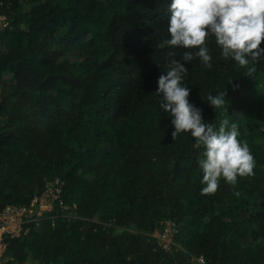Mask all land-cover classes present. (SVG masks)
Listing matches in <instances>:
<instances>
[{"label":"trees","instance_id":"trees-1","mask_svg":"<svg viewBox=\"0 0 264 264\" xmlns=\"http://www.w3.org/2000/svg\"><path fill=\"white\" fill-rule=\"evenodd\" d=\"M2 1L0 210L55 177L67 206L11 239L2 264H264V59L250 77L211 36V68L160 48L171 0ZM171 59L206 123L238 124L255 168L235 187L200 194L204 149L173 140L155 94ZM222 91L215 109L207 96ZM167 220L170 250L155 235Z\"/></svg>","mask_w":264,"mask_h":264},{"label":"clouds","instance_id":"clouds-1","mask_svg":"<svg viewBox=\"0 0 264 264\" xmlns=\"http://www.w3.org/2000/svg\"><path fill=\"white\" fill-rule=\"evenodd\" d=\"M169 11L170 38L160 48L189 49L183 53V61L198 58L205 68H211L207 43L211 36L224 59H234L250 77L255 74L257 62L264 59V0H171ZM187 75L185 64L171 59L159 76L155 94L160 97V108L172 117L173 140L190 133L195 140L192 147L204 149L198 160L204 185L200 194L214 195L221 178L235 187L238 177L254 175L255 159L247 142L239 139L237 123L225 118L217 130L215 124L203 120L202 109L189 101L191 90L184 86ZM225 95L224 91L209 93L207 101L219 109L226 103Z\"/></svg>","mask_w":264,"mask_h":264},{"label":"built area","instance_id":"built-area-1","mask_svg":"<svg viewBox=\"0 0 264 264\" xmlns=\"http://www.w3.org/2000/svg\"><path fill=\"white\" fill-rule=\"evenodd\" d=\"M3 1L0 0V8ZM10 19L7 12L0 10V36L9 26ZM64 182L55 177L46 182L41 193L32 197L29 203L17 205L9 204L0 210V264L6 260V251L9 241L27 233L31 226L38 225L44 218H54L56 207L66 208L64 200ZM174 224L167 220L161 234L163 247L170 250L173 244ZM195 263L205 264L202 256L194 258Z\"/></svg>","mask_w":264,"mask_h":264}]
</instances>
